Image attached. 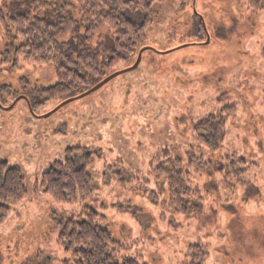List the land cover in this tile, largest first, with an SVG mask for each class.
I'll use <instances>...</instances> for the list:
<instances>
[{
    "label": "rangeland",
    "instance_id": "1",
    "mask_svg": "<svg viewBox=\"0 0 264 264\" xmlns=\"http://www.w3.org/2000/svg\"><path fill=\"white\" fill-rule=\"evenodd\" d=\"M12 2L0 0V12ZM154 12L146 40L114 73L147 48L137 70L65 106L58 100L36 109L56 72L2 64L13 31L0 25V159L22 172L28 188L0 226V264H65L52 213L83 220L88 208L106 217L123 254L140 264H190L194 245L209 252L206 264H264V13L245 0H168ZM112 39L102 27L93 47L104 53ZM65 41L76 47L78 40ZM227 107L236 116L226 122L221 150L202 153L216 168L246 162V186L234 192L217 170L187 163L194 127ZM77 147L93 156L97 192L84 205L59 207L41 192L42 178ZM165 155L185 162L190 188L204 199L200 212L169 208L168 184L154 175Z\"/></svg>",
    "mask_w": 264,
    "mask_h": 264
},
{
    "label": "trees",
    "instance_id": "2",
    "mask_svg": "<svg viewBox=\"0 0 264 264\" xmlns=\"http://www.w3.org/2000/svg\"><path fill=\"white\" fill-rule=\"evenodd\" d=\"M168 0H13L6 12H0V25L13 31L11 44L1 54V62L13 70L21 65L53 67L57 82L42 90L32 105L61 101L62 103L91 90L125 62L146 40L148 29L154 24V6ZM251 11L264 13V0H245ZM80 15V17L77 16ZM108 27L113 33L112 46H104V53L93 47L95 34ZM65 39L78 40L77 46ZM264 59V47L262 51ZM236 116L235 107H227L217 115H210L194 127V146L189 151V168L200 167L206 172L217 170L230 191L245 187L243 180L249 172L244 160L230 161L216 168L206 161L203 147L218 153L225 140V126ZM198 154V155H197ZM93 156L86 148H70L64 161H57L44 173L40 190L59 207L84 205L90 201L97 187L91 174ZM182 159L165 155L154 175L157 181L166 180L169 208L179 215L199 210L204 199L189 186V172ZM28 195L22 172L0 159V226L4 225L12 208L20 205ZM199 210L198 212H200ZM60 213H52V221L59 228L58 243L70 257L65 264H140L123 254L124 249L106 226V217L93 209L85 219L70 217L62 222ZM190 264H206L209 252L194 245L189 249Z\"/></svg>",
    "mask_w": 264,
    "mask_h": 264
},
{
    "label": "water",
    "instance_id": "3",
    "mask_svg": "<svg viewBox=\"0 0 264 264\" xmlns=\"http://www.w3.org/2000/svg\"><path fill=\"white\" fill-rule=\"evenodd\" d=\"M146 50H147V48L146 49H142L140 51L138 59H137V62L131 68L110 75L109 77H107L105 80H103L101 83H99L97 86H95L91 90L87 91L86 93H84V94H82V95H80L78 97H75V98H72V99H69V100L65 101L64 103H62V106H65L66 104H69V103H71V102H73L75 100L85 98V97L95 93L96 91L101 89L103 86L107 85L110 81H112L113 79L117 78L118 76H120L122 74H125V73L130 72V71L137 70L139 68L141 62H142L143 54H144V52Z\"/></svg>",
    "mask_w": 264,
    "mask_h": 264
}]
</instances>
